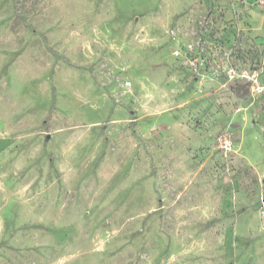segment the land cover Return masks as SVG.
Here are the masks:
<instances>
[{"label":"rangeland","instance_id":"1","mask_svg":"<svg viewBox=\"0 0 264 264\" xmlns=\"http://www.w3.org/2000/svg\"><path fill=\"white\" fill-rule=\"evenodd\" d=\"M245 71L264 0H0V264H264Z\"/></svg>","mask_w":264,"mask_h":264},{"label":"built area","instance_id":"2","mask_svg":"<svg viewBox=\"0 0 264 264\" xmlns=\"http://www.w3.org/2000/svg\"><path fill=\"white\" fill-rule=\"evenodd\" d=\"M244 75L247 77V83L249 87V93L256 94L264 92V84L262 83V79L259 72H246ZM233 131L230 129H224L223 132L218 136L217 142L220 149L223 150L224 154H228L233 149V139H232Z\"/></svg>","mask_w":264,"mask_h":264},{"label":"trees","instance_id":"3","mask_svg":"<svg viewBox=\"0 0 264 264\" xmlns=\"http://www.w3.org/2000/svg\"><path fill=\"white\" fill-rule=\"evenodd\" d=\"M234 91L236 94H238L241 97H244L245 94H249V87H248V83H244V85L241 86H235L234 87Z\"/></svg>","mask_w":264,"mask_h":264}]
</instances>
